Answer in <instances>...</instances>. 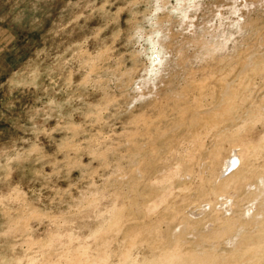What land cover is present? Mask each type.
<instances>
[{
    "label": "rangeland",
    "instance_id": "1",
    "mask_svg": "<svg viewBox=\"0 0 264 264\" xmlns=\"http://www.w3.org/2000/svg\"><path fill=\"white\" fill-rule=\"evenodd\" d=\"M0 264H264V0H0Z\"/></svg>",
    "mask_w": 264,
    "mask_h": 264
},
{
    "label": "bare ground",
    "instance_id": "2",
    "mask_svg": "<svg viewBox=\"0 0 264 264\" xmlns=\"http://www.w3.org/2000/svg\"><path fill=\"white\" fill-rule=\"evenodd\" d=\"M233 156H235V157H234V160H231V161H230V160L228 159L230 162L228 163L226 169H228L236 159H238V161L241 162V156L239 155L238 152H235V155H233ZM232 159H233V158H232ZM227 162H228V161H227ZM235 164H236V163H235ZM236 165H237V164H236ZM233 168H234V166H233ZM229 170H231V169H229Z\"/></svg>",
    "mask_w": 264,
    "mask_h": 264
}]
</instances>
